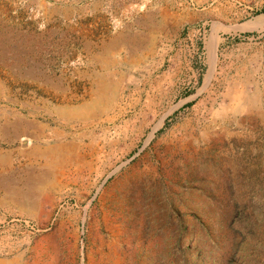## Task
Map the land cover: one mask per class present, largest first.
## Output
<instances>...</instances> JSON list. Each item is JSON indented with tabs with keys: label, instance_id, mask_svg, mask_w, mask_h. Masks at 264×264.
Listing matches in <instances>:
<instances>
[{
	"label": "rangeland",
	"instance_id": "1",
	"mask_svg": "<svg viewBox=\"0 0 264 264\" xmlns=\"http://www.w3.org/2000/svg\"><path fill=\"white\" fill-rule=\"evenodd\" d=\"M0 264H264V0H0Z\"/></svg>",
	"mask_w": 264,
	"mask_h": 264
},
{
	"label": "bare ground",
	"instance_id": "2",
	"mask_svg": "<svg viewBox=\"0 0 264 264\" xmlns=\"http://www.w3.org/2000/svg\"><path fill=\"white\" fill-rule=\"evenodd\" d=\"M215 45V44H214ZM213 48H215V47H213Z\"/></svg>",
	"mask_w": 264,
	"mask_h": 264
}]
</instances>
